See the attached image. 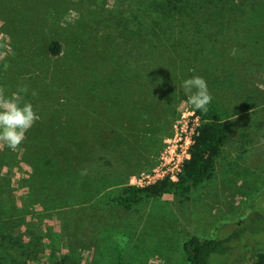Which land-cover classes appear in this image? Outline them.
<instances>
[{"label": "rangeland", "instance_id": "rangeland-1", "mask_svg": "<svg viewBox=\"0 0 264 264\" xmlns=\"http://www.w3.org/2000/svg\"><path fill=\"white\" fill-rule=\"evenodd\" d=\"M157 2L0 0V88L11 95L26 85L24 100L40 117L16 150L0 147V264H188L190 236L233 232L234 248L210 264H254L251 248H264V0H190L162 16ZM53 41L58 57L47 50ZM90 69L100 92L122 78L127 85L121 106L102 109L112 138L100 131L75 143L80 115L91 116L86 123L102 112L76 89ZM146 76L153 93L143 97ZM193 76L207 82L209 114L230 122L212 178L187 199L167 194L121 208L112 198L122 185L177 170L198 123L182 87ZM46 126L63 130L51 136ZM31 140L48 141L40 151L47 147L50 169L67 167L72 181H36ZM75 144L83 146L72 154Z\"/></svg>", "mask_w": 264, "mask_h": 264}, {"label": "trees", "instance_id": "trees-1", "mask_svg": "<svg viewBox=\"0 0 264 264\" xmlns=\"http://www.w3.org/2000/svg\"><path fill=\"white\" fill-rule=\"evenodd\" d=\"M189 2L190 0H158L157 7L158 9H162V12H159L162 16L164 14L163 11L167 10V14H171L175 10L181 9L184 4H188ZM47 50L52 57H58L61 54V46L56 41L51 42L50 45L47 46ZM89 75L92 77H89L84 81H79V84L76 85V89L79 91L80 95L84 97L82 102L86 107L90 108L91 106H94L99 108L102 112L97 111L96 117L92 118V120L87 119L88 122L86 123H82V121L90 115L88 113H86L87 117L86 114L83 116L80 115L77 119V124L74 125L75 128L72 129V138L76 139L75 143L79 140L89 141L100 131H102L105 136L103 138H110L108 137L110 135L112 138L111 131L107 132V127H105L104 120L106 119L103 113L105 115H107V113L103 112L102 109L106 108L110 103L115 107H119L123 104L122 101H120L122 98L120 92L126 89V82L128 80L122 78L120 83H114L113 86H111V89L107 87L105 90L107 92L110 90L111 96L105 97L103 94L106 91L100 92V90H102L99 85L100 77H98L92 69H90ZM144 81L148 82V84H145ZM139 82V93L143 97L147 96L148 93H153V88L150 87L151 83H153V76L152 78L147 76L142 77ZM97 90H99L98 95L95 94ZM107 98H109L108 101ZM145 108H153V106L147 102ZM209 112V110L206 113L199 110L194 111L193 118H197L198 124L192 135V143L187 150L188 158L183 160L180 171L177 173L175 180H171L167 176L153 184L142 187L124 184L121 186L120 193L112 198V202L123 209H131L142 202L159 199L167 194L187 199L192 189L198 187L204 181L210 180L212 178L214 164L220 155L221 149L225 144L230 131V122L228 119H221L216 115L211 116ZM112 117L114 118V116ZM39 128L40 127L38 126L34 128L35 132L33 133V138L37 139L38 136L41 135V129ZM62 128L55 130L52 126H46L43 128V131L51 136H53V134L60 135V132L63 130ZM42 142L43 141L39 142L40 145H37L35 140H31V143L29 144V157L35 170V176L33 178L36 181H39L40 177L42 179L44 178L45 184L53 178L55 181L58 180L63 188L65 182L69 183L72 181L74 172L69 171L67 167H65V169L60 167L56 169L55 165L50 169L53 164L52 162L48 163V156L46 154L47 147H45L42 152L40 151ZM43 143L45 145L50 144L48 141H44ZM77 146L82 147L83 145H72V148L74 149L72 154L78 150ZM58 157L61 161L71 162L70 156H65L62 150L59 151ZM5 224L7 225L8 223ZM239 233L240 232L230 233L222 239H203L195 235L190 236L183 243V251L186 255L188 264H210L209 261L212 255H228L232 248H234L231 243L240 237ZM256 248V246L251 248L252 250L257 251L254 255V264H264V248L262 250H260L261 248Z\"/></svg>", "mask_w": 264, "mask_h": 264}, {"label": "clouds", "instance_id": "clouds-1", "mask_svg": "<svg viewBox=\"0 0 264 264\" xmlns=\"http://www.w3.org/2000/svg\"><path fill=\"white\" fill-rule=\"evenodd\" d=\"M182 87L187 96V104L194 110L206 113L213 97L205 79L193 76L184 80ZM27 92L26 85L11 95H6L5 90L0 88V147L7 146L16 150L26 139L28 130L40 119L33 105L24 100L23 94ZM32 95L36 96L37 93L33 91Z\"/></svg>", "mask_w": 264, "mask_h": 264}, {"label": "built area", "instance_id": "built-area-1", "mask_svg": "<svg viewBox=\"0 0 264 264\" xmlns=\"http://www.w3.org/2000/svg\"><path fill=\"white\" fill-rule=\"evenodd\" d=\"M195 120H197V118H193ZM198 124V123H197ZM196 124V125H197ZM196 127V126H195ZM194 127V129H195ZM194 129H192V133L189 135L188 139L189 141L185 143V148L180 151V157L177 159L178 161V168L177 170L174 172V171H166V170H163L161 167L159 169H156L154 171V173L152 175H147V176H144V183L143 185H141L140 187L142 186H145V185H150V184H153L165 177H169L171 180H175L176 179V175L177 173L180 171V167H181V164L183 162L184 159L188 158V147L189 145L192 143V135L194 134ZM138 186V185H136Z\"/></svg>", "mask_w": 264, "mask_h": 264}]
</instances>
